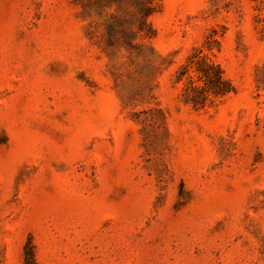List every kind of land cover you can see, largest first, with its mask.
<instances>
[{
  "label": "rangeland",
  "instance_id": "obj_1",
  "mask_svg": "<svg viewBox=\"0 0 264 264\" xmlns=\"http://www.w3.org/2000/svg\"><path fill=\"white\" fill-rule=\"evenodd\" d=\"M0 0V264H264L258 0ZM124 1V0H121ZM234 91L195 109L197 49Z\"/></svg>",
  "mask_w": 264,
  "mask_h": 264
},
{
  "label": "trees",
  "instance_id": "obj_2",
  "mask_svg": "<svg viewBox=\"0 0 264 264\" xmlns=\"http://www.w3.org/2000/svg\"><path fill=\"white\" fill-rule=\"evenodd\" d=\"M156 0H124L118 1L119 9H123V2L133 8L136 33L142 37H152L154 31L149 23L153 15ZM257 10L261 13L259 22L264 30V0H258ZM213 47L207 45L196 50L179 71L178 80H186L184 99L195 109H203L208 104L221 100L234 91L221 66L210 57ZM25 264H36L33 248L30 244L25 247Z\"/></svg>",
  "mask_w": 264,
  "mask_h": 264
}]
</instances>
